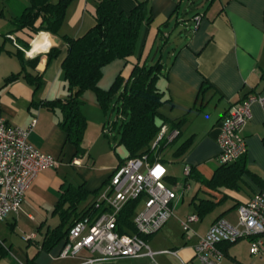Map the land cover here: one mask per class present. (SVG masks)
<instances>
[{"label":"crops","instance_id":"crops-1","mask_svg":"<svg viewBox=\"0 0 264 264\" xmlns=\"http://www.w3.org/2000/svg\"><path fill=\"white\" fill-rule=\"evenodd\" d=\"M59 1L53 0V3ZM145 1L149 3L152 17L139 31L136 54L128 60L117 59L105 66L98 87L108 91L119 75L127 80L137 63L153 65L160 61L163 64V75L157 84L170 102L158 110L162 117L158 122L166 119L168 124L164 125L169 127L179 124L176 128L180 135L169 146L172 160L164 157L169 148L160 157L168 170L167 181L175 189L183 188L181 192L185 197V191H194L193 182L196 186L200 182L193 179L185 182L184 167L190 165L196 175L211 180L220 166L215 162L219 154L221 120L247 96L264 94V0H118V10L129 15L137 2ZM97 4L98 0H71L60 36H56L44 31L35 33L29 28L16 29L15 21L31 6V0H0V115L12 125L31 128L29 142L41 153L59 160L57 167L44 170L34 181L25 194L22 210L0 224V264H27L36 256L35 264H83L82 258L88 257L87 252L81 257L59 256L63 243L51 252L40 250L47 231L60 224L59 215L53 213L54 206L58 204L64 184L78 187L85 183L90 193L101 191L116 167L123 164L120 158L116 161L107 156L105 150V159L96 165L97 157L91 153L90 126L99 129L104 125V114L94 91L88 90L82 96V110L88 126L82 144L85 154L81 157L76 156V148L59 128L61 112L40 105L41 101L67 97L62 61L67 56L68 45L61 36L78 38L93 28ZM191 11H194L192 15ZM195 16L201 17L199 23L194 21ZM43 33L48 37V47L38 52L32 49L30 54L24 52L29 61L26 72L43 76L42 88L36 92L24 74L7 83V77L22 71L16 55L19 49L8 36L14 37L21 47L29 44L31 49L32 43L34 48ZM51 48L59 49L60 55L48 64ZM252 107L253 117L243 133L248 140V153L244 159L246 172L242 173L239 188L212 190L204 184L199 187L206 195L196 192L191 204L199 199H211L216 206L204 217L198 215L200 221L191 225L192 239L185 238L181 223L198 213L196 208H179L183 197L169 223L146 238L155 253L153 257L99 264H199L194 255L195 247L209 227L219 219L235 224L238 207L264 190V109L258 103ZM185 144L187 150L178 155V149ZM75 159H80L81 164L72 165ZM174 165L183 168L185 184H180L171 171ZM88 167L93 171L89 172ZM79 178L83 182L78 181ZM96 197L91 195L84 207ZM29 236L35 238L25 240ZM220 248L225 254L221 264H253L248 239L224 243ZM164 250L177 254H161Z\"/></svg>","mask_w":264,"mask_h":264},{"label":"trees","instance_id":"trees-1","mask_svg":"<svg viewBox=\"0 0 264 264\" xmlns=\"http://www.w3.org/2000/svg\"><path fill=\"white\" fill-rule=\"evenodd\" d=\"M70 1L60 0L53 3V0H31V6L24 9L23 14L15 21L16 29L29 28L35 33L44 31L60 36L66 8ZM118 6V0H98L95 13L96 24L93 28L78 38L61 36L68 45L67 56L62 61L68 95L61 100L41 101L40 105L50 111L61 112L62 119L59 122V128L67 134V141L76 148V156L81 157L85 154L82 144L88 126V120L82 110V96L88 90L94 91L106 116V123L103 125L104 130L109 131L106 136L109 139L117 132V135L112 138L114 140L113 152H116L119 146H124L128 152L126 159L120 158L121 163L127 159L140 157L142 154L147 155L151 161L159 158L162 162L160 154L169 148L170 143L162 141L157 148H153V143L162 126L168 124L166 119L162 123L158 122L162 119L158 110L170 102V98L166 97V93L157 84L163 75V64L160 61L153 65L137 63L127 80L119 75L108 91L98 87L103 75L101 72L105 66L117 59L128 60L136 54L139 31L143 23L149 22L152 17L148 1L137 2L129 15L119 12ZM22 45L26 50L30 49L29 44ZM16 55L22 65V71L7 77L6 82L15 81L24 74V78L34 87V90L39 91L43 86V76H33L27 73L26 68L29 61L26 60L24 52L19 50ZM59 55V49L51 48L48 53V64ZM203 90L204 88L201 89L200 94ZM109 112L115 113V122L108 120ZM178 126L179 124L171 125L170 128L174 129ZM187 146L185 144L178 149V155L183 154ZM244 159L245 157L230 166L220 165L216 168L211 180L202 179L192 169L190 178H187L185 182L193 179L212 190L223 187L238 189L242 173L246 172ZM99 191L90 193L85 183L78 187L71 183L62 186L58 204L54 206L53 211L54 214L59 215L60 224L53 230L47 231L39 247L41 251L51 252L60 243H64L76 220L97 214L98 211L95 210L93 203L81 211L80 208L91 195L98 196ZM137 203V201H131L126 204L118 217L121 233L127 231L136 233L132 217L138 207ZM194 204L197 215L200 217L211 213L216 206L211 199H199ZM36 257L28 260L27 264H35Z\"/></svg>","mask_w":264,"mask_h":264},{"label":"built area","instance_id":"built-area-1","mask_svg":"<svg viewBox=\"0 0 264 264\" xmlns=\"http://www.w3.org/2000/svg\"><path fill=\"white\" fill-rule=\"evenodd\" d=\"M195 16L194 21L200 22ZM40 35V34H39ZM17 48L26 54V50L16 43ZM264 109V94H251L221 120L218 138L219 154L216 162L230 166L248 153V140L244 130L253 117L254 104ZM35 126V122L32 127ZM31 128L26 129L12 125L0 115V224L22 209L25 194L34 185V181L46 169L59 165V160L45 155L30 142ZM180 135L177 128L163 125L153 148L162 141L173 142ZM75 159L72 165H80ZM192 167H184L183 176L190 178ZM168 170L159 158L151 161L147 155L127 159L116 167L105 187L99 191L93 201L97 214L76 220L69 230L67 240L61 246L59 256L81 257L83 252L88 257L82 258L83 264H99L125 258L138 259L153 257L155 253L147 244L146 237L157 234L175 215L177 206L183 200L181 187L178 189L167 185ZM137 201L138 207L133 218L136 233L119 231V218L126 204ZM141 207V211L137 213ZM238 220L235 224L217 220L205 236L201 237L195 247V258L199 264H221L225 254L220 246L224 243L234 244L238 240L251 242V254L264 258V190L255 194L237 209ZM200 218L192 214L182 221V230L187 240L192 239L191 225ZM145 237V238H144ZM34 236L26 237L30 241ZM161 254H177L164 250Z\"/></svg>","mask_w":264,"mask_h":264},{"label":"rangeland","instance_id":"rangeland-1","mask_svg":"<svg viewBox=\"0 0 264 264\" xmlns=\"http://www.w3.org/2000/svg\"><path fill=\"white\" fill-rule=\"evenodd\" d=\"M193 12L194 11H191L190 15H192ZM101 110H102L101 112L103 113L104 111H103L102 108H101ZM103 114H104V124H105L106 123V116H105V113H103ZM108 120L112 121V122L113 121L115 122V120H116L115 113L113 114V113L109 112ZM90 127H91L90 128V136H91V140L93 141V144L91 146V153L95 157H97V160H96L97 164L96 165H100L102 163L103 159H105V153H104L105 150H107L106 151L107 152V156H111L116 161H118L119 158L125 159V158L128 157L127 152H126L127 150H126V148L124 146L117 147V151L113 152L114 140L112 138H114V136L117 135V132H115L113 135H111V138L108 139V137L106 136V133L109 132V131L108 130L105 131L103 125L99 129L96 128V127H92V126H90ZM171 149L172 148H169V150L166 151L165 155H164L165 159L168 160V161L172 160V156L170 154V152L172 151ZM107 159H108V157H107ZM215 163L217 165H219L217 162H215ZM182 169L183 168L180 165H174V167H173V169H171V171H173L174 174H176L175 176L177 177L178 182L183 185L185 183H183L184 180H183V176H182ZM88 171L92 172L93 170H92V168L88 167ZM77 180L80 181V182H83V180H81V178H79ZM167 185L169 187H173L172 183L169 182V181H167ZM192 185L195 187L194 191H188V192L185 191L184 202L181 203L179 208L184 209V210H186L188 208H196L195 205L191 204V202H190L192 200L194 194L196 192H200L201 196H205L206 195L205 193H203L202 190L199 189V187H201V185H202L201 183L196 186L195 183L193 182ZM181 189H183V188H181ZM183 191H184V189H183ZM93 198H91V199H93ZM82 206L83 207H81V208H85L84 205H82ZM141 210L142 209L140 207L138 209L137 213H139ZM251 259H252L253 264H264V258H260V257H257V256H251Z\"/></svg>","mask_w":264,"mask_h":264},{"label":"bare ground","instance_id":"bare-ground-1","mask_svg":"<svg viewBox=\"0 0 264 264\" xmlns=\"http://www.w3.org/2000/svg\"><path fill=\"white\" fill-rule=\"evenodd\" d=\"M49 45V40L48 37L46 36L45 33L41 34L40 37L37 39V41L34 44V52L35 51H40V50H44L48 47Z\"/></svg>","mask_w":264,"mask_h":264}]
</instances>
